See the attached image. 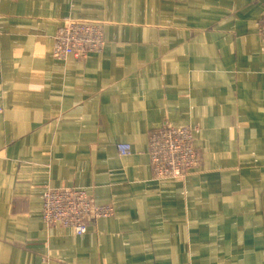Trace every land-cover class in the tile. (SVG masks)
<instances>
[{
	"label": "crops",
	"instance_id": "crops-1",
	"mask_svg": "<svg viewBox=\"0 0 264 264\" xmlns=\"http://www.w3.org/2000/svg\"><path fill=\"white\" fill-rule=\"evenodd\" d=\"M68 21L102 50L56 59ZM263 21L264 0H0V264H264ZM186 125L199 164L155 178L149 131ZM71 188L113 215L46 225Z\"/></svg>",
	"mask_w": 264,
	"mask_h": 264
},
{
	"label": "built area",
	"instance_id": "built-area-1",
	"mask_svg": "<svg viewBox=\"0 0 264 264\" xmlns=\"http://www.w3.org/2000/svg\"><path fill=\"white\" fill-rule=\"evenodd\" d=\"M261 33L264 37V21ZM104 46L103 25L68 21L57 30L53 42V56L62 61L83 60L89 53L99 52ZM195 125L182 127L160 126L148 134V155L152 173L158 179H183L198 165L193 146ZM127 146H118L120 155L128 154ZM110 205L95 206L86 192L78 189L47 191L42 203V221L70 229L75 235L87 232L91 218L113 215Z\"/></svg>",
	"mask_w": 264,
	"mask_h": 264
},
{
	"label": "rangeland",
	"instance_id": "rangeland-1",
	"mask_svg": "<svg viewBox=\"0 0 264 264\" xmlns=\"http://www.w3.org/2000/svg\"><path fill=\"white\" fill-rule=\"evenodd\" d=\"M78 22V21H77ZM88 23V22H87ZM59 29V28H58ZM57 33V32H56ZM56 35V34H55ZM55 37V36H54ZM53 42H54V39H53ZM105 44V43H104ZM84 60V59H83ZM62 61V60H61ZM193 146H194V148H195V151H196V153H197V156H198V164H199V161H200V154H199V152H198V150H197V148H196V146L193 144ZM111 206V205H110ZM94 219H98V218H91L89 221H88V223H90V221H92V220H94ZM99 219H101V218H99Z\"/></svg>",
	"mask_w": 264,
	"mask_h": 264
}]
</instances>
